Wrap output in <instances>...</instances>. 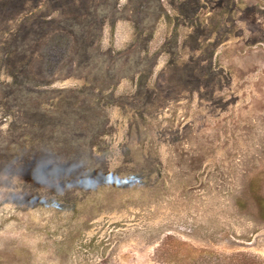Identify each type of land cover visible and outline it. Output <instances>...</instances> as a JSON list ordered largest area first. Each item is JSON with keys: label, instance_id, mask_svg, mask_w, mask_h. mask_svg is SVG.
<instances>
[{"label": "rangeland", "instance_id": "obj_1", "mask_svg": "<svg viewBox=\"0 0 264 264\" xmlns=\"http://www.w3.org/2000/svg\"><path fill=\"white\" fill-rule=\"evenodd\" d=\"M167 236L264 260V0H0V264Z\"/></svg>", "mask_w": 264, "mask_h": 264}, {"label": "trees", "instance_id": "obj_2", "mask_svg": "<svg viewBox=\"0 0 264 264\" xmlns=\"http://www.w3.org/2000/svg\"><path fill=\"white\" fill-rule=\"evenodd\" d=\"M184 244L176 241L171 236L165 237L156 249V259L163 263L179 264H264L259 256L247 252L231 254H214L205 250L186 249ZM183 258L179 260V258ZM176 263V264H177Z\"/></svg>", "mask_w": 264, "mask_h": 264}]
</instances>
